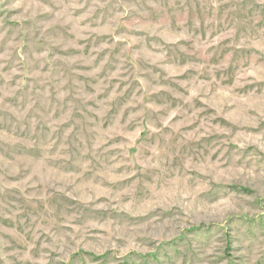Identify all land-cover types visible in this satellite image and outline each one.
Returning a JSON list of instances; mask_svg holds the SVG:
<instances>
[{"label": "rangeland", "instance_id": "obj_1", "mask_svg": "<svg viewBox=\"0 0 264 264\" xmlns=\"http://www.w3.org/2000/svg\"><path fill=\"white\" fill-rule=\"evenodd\" d=\"M0 264H264V0H0Z\"/></svg>", "mask_w": 264, "mask_h": 264}]
</instances>
